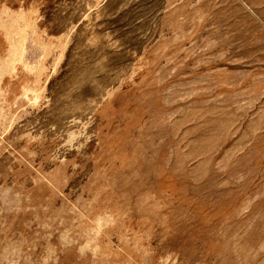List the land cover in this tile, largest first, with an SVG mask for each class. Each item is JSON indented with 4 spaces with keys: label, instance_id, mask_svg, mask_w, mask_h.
<instances>
[{
    "label": "rangeland",
    "instance_id": "rangeland-1",
    "mask_svg": "<svg viewBox=\"0 0 264 264\" xmlns=\"http://www.w3.org/2000/svg\"><path fill=\"white\" fill-rule=\"evenodd\" d=\"M0 264H264V0H0Z\"/></svg>",
    "mask_w": 264,
    "mask_h": 264
}]
</instances>
